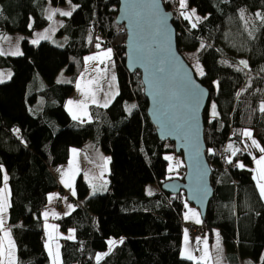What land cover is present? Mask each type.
<instances>
[{"label": "trees", "instance_id": "obj_1", "mask_svg": "<svg viewBox=\"0 0 264 264\" xmlns=\"http://www.w3.org/2000/svg\"><path fill=\"white\" fill-rule=\"evenodd\" d=\"M46 1L70 11L77 6L71 16H63L57 31L65 43L33 44L24 38L21 55H0V71L11 73L0 82V186L4 168L16 264H51L39 209L45 208L50 192H62L53 172L67 162L69 149H82L90 139L108 156L106 188L90 194L82 175L76 176L75 195L69 197L74 209L55 219L61 232L73 231L71 239H59L60 264H202L179 255L188 203L183 192L169 194L160 186L181 179L183 163L175 177L167 176L163 154L174 153L173 146L155 135L139 72L125 69V31L115 21L117 0H0V42L14 33L31 37L46 27ZM172 1L161 0L166 10ZM174 1L178 53L208 91L202 112L205 149L224 146L232 161L228 169L215 168L205 152L213 194L200 221L202 231L216 229L226 264H264V198L247 168L251 157L241 134L250 131L264 148V21L257 17H264V0H186L184 9ZM187 9L197 15L191 13L195 20L181 16ZM105 48L112 50L117 93L107 107L90 108V121L72 120L65 101L83 58ZM195 63L203 75H196ZM62 69L66 83L56 82ZM229 127L233 133L228 137ZM152 184L159 190L148 195L144 188ZM110 238L122 241L97 261Z\"/></svg>", "mask_w": 264, "mask_h": 264}, {"label": "water", "instance_id": "obj_2", "mask_svg": "<svg viewBox=\"0 0 264 264\" xmlns=\"http://www.w3.org/2000/svg\"><path fill=\"white\" fill-rule=\"evenodd\" d=\"M117 2L115 21L125 31V69L140 74L146 115L157 139L172 144L174 153L182 158V178L163 182L160 190L183 192L185 201L198 210L202 220L213 194L202 122L208 91L178 53L172 13L161 0ZM138 55L144 59L138 60ZM192 92L198 95L193 97Z\"/></svg>", "mask_w": 264, "mask_h": 264}, {"label": "rangeland", "instance_id": "obj_3", "mask_svg": "<svg viewBox=\"0 0 264 264\" xmlns=\"http://www.w3.org/2000/svg\"><path fill=\"white\" fill-rule=\"evenodd\" d=\"M53 9H59L61 11H70L69 7L53 6V5L49 4L48 1H46L45 10H44L45 16L48 17L49 13ZM184 13H186V14L192 13L193 14V11L190 10V9H187V10L184 11ZM193 15L197 16L195 14H193ZM62 22H63V16H61L59 14V12H57L54 16H52L51 20L48 19V24L46 25V27L33 31L32 36L30 37L31 38L30 41L36 40L40 34H44L48 38L47 39H41L39 41L46 40V41H49L52 44H55L57 46L63 45L65 43V41H66V38L64 36H62V35L57 34V31L60 28V26L62 25ZM14 41H15L14 38H11V40L8 43L0 45V50H3V52L5 54H7L9 52L16 51L15 50ZM16 48L19 49V45ZM106 49H110V48H105V49H101V50L89 53L85 57L93 56V55L97 54L98 52L106 50ZM19 52H20V49H19ZM11 56H15V55H11ZM85 57L83 58L82 68L79 71L78 75L76 76L73 84L71 85L72 88H73L72 92L66 98V101H65V110L68 113V115L71 117V119L74 120L72 118V114L69 112V106H68V101L69 100L73 101V105L71 106L72 112L75 113L79 117L78 119H75V121H90L91 120L90 108L91 107L101 106V93L100 92L102 90V101H104L105 94L110 89V81H113L112 80V76L113 75L115 76V68H114L112 55H111V59L106 61V65L105 64H99V62L95 61V60L89 61L88 64H87V71L85 70L86 69ZM98 65H99V68L103 70L100 73H98L97 71H94V69H96ZM193 68H194V71H195L197 76L201 75L200 72L202 70H201V68H200L198 63L193 64ZM7 72H9V70H7V69H4V70L0 71V73H3V74L7 73ZM82 73L84 74L83 77L81 76ZM94 77H99L98 87H99L100 91L97 92V101H98V103H92L91 100L89 99L87 101V109H86V115H85L83 113V110L80 109L77 106L78 102L84 100L85 97L81 94V91L77 89L76 85H77V81H80L81 82V86L83 87L84 83L87 80L92 79ZM56 82H59V83H66L67 82V79L65 77L63 69L58 72V74L56 76ZM113 84H114V81H113ZM93 87L95 88V87H97V85H93ZM252 140H254L252 137L248 138V137L244 136V138H243L244 145H245V147H246V149H247V151H248V153H249V155L251 157V166H248L247 168H249V170L252 173V176L254 177L257 174L254 171L257 168L256 160H258L263 155V153L260 151L259 148L255 147V146H252ZM88 142H89V144H92L91 146H93V147L97 146V144H94V140L93 139H90ZM81 153L85 157V159L82 158V157L79 158L80 159L79 161H80L82 167L85 168V167H88V166H93L94 168H98L97 167L98 165L96 166L97 163L93 164L92 162H90L86 158L84 152H80V154ZM101 154L106 157L105 160H104L105 161L104 165L107 167L106 159L108 160V156L105 155L102 152H101ZM165 157H170L171 159H165ZM163 158L166 160V173H167V176L168 177H175L176 174H177V169H178L180 163L182 162L180 156L174 154L173 152H166V153L163 154ZM170 167L172 169L171 171L169 170ZM1 175H2V184L0 186V189H3V188H5V183L7 184V181L4 180V177L7 176L6 175V171L4 170V168H1ZM82 178L87 182V184L89 186V193L90 194L94 193V192H99L102 189L100 187L101 185H99V183H97V181H95V178L91 174H89V173L82 174ZM254 181H255V183L257 185L256 180H254ZM65 191H66V193H64V194H61V192L58 191V190H54V191L50 192L48 194V196H47L46 205H51L52 202L55 199L59 198V197L61 199H63V201L68 202L70 204L71 201L69 199V197H70L69 195H72L73 191L69 190L67 188H65ZM145 192L146 193H150V186H147ZM54 194L57 196V198H55V199H53V195ZM5 195L7 197V202H8V184H7V188L5 189ZM49 197H51V200L49 199ZM186 205H187V207L185 208L184 213L182 215V219H183V223L184 224L189 223V221L192 222L191 220H192V218H194V217H191V214L189 213V216L191 218H189L187 220L185 219V213H187L189 211V209L194 210L196 213L199 214L198 210L195 207H193L192 205H189V204H186ZM51 210H53L52 206H48L47 207V212H50ZM0 215H2L3 219L5 220V223H4V226H3V231H0V237H3V232L4 231H8L9 232V230L6 228V224H7L6 220L7 219H6V217H4V213L0 214ZM199 220H201L200 219V215H199ZM199 224L200 223H196L195 222V225H199ZM44 225L45 226L46 225L55 226L54 229L52 227H49V228L46 229V227L44 226V229H45L44 245L46 243L49 244L52 247L53 252L56 251V245H59V247H60V242H59L60 238H62V237H67L68 238L69 236L73 237V232L71 230H67V232H61L59 227L57 226V224L54 222V220L51 221V223H47V224H44ZM49 234H51L54 237V239L51 240V241L49 240ZM115 240L116 239H114V238L108 239L107 242H106V245H107L106 250L104 252H101V253H98V254L101 255V257L104 254H106L112 247V245L109 244V241H115ZM188 240L190 242V238L189 237H188ZM205 240L207 241V245H205V243H204ZM191 245H193L192 254L194 256L196 254L197 258L201 257V255L203 254V252L205 250V247L207 248V251H208L210 259L207 260V261H204V262H201V261L197 260L198 262H200L202 264H226L225 261H224L225 249H224V246H223V244L221 242V239H220L216 229H211V230L210 229H204L202 231V233L198 237H196L195 243L191 244ZM217 245H218V247H217ZM5 248L7 249V242L6 241H5ZM45 250H46V252L48 254L49 262L51 264H53L52 258L49 256L48 248L45 247ZM58 251H59V249H58ZM59 255H60V251H59ZM97 255L95 256L96 260H97ZM179 255H180L181 258H183L182 257V252ZM59 259H60V256H59ZM5 260L6 261L8 260L7 252L5 254ZM60 262H61V259L59 260V263Z\"/></svg>", "mask_w": 264, "mask_h": 264}, {"label": "snow or ice", "instance_id": "obj_4", "mask_svg": "<svg viewBox=\"0 0 264 264\" xmlns=\"http://www.w3.org/2000/svg\"><path fill=\"white\" fill-rule=\"evenodd\" d=\"M71 2V0H69V3ZM179 5L181 9H184L186 7V0H179ZM77 6L73 5L72 6V10L71 11H61L59 9H53L49 15H48V19L51 20L52 16H54L57 12H59V14L61 16H71L72 12L75 11V8ZM181 16H183L186 20L190 19V17L188 15H186L183 11H181ZM194 14V12H193ZM243 16V13H242ZM257 17L260 18L262 21H264V17H261L259 13H257ZM199 20V18H197ZM163 24V21L161 22ZM196 25L193 24L192 27H195ZM48 37L44 34H40L38 36V38L36 40H33L32 43L33 44H37L39 43V40L41 39H47ZM203 46V45H202ZM96 47L99 49L100 48V44H96ZM0 55H5V53L3 52V50H0ZM7 55H21V53L19 52V49H17L14 52H9L7 53ZM111 55H112V50L111 49H106L103 51L98 52L97 54L93 55V56H88L85 57V65H86V71H87V64L89 61H98L99 64H105L106 65V61L111 59ZM138 60H143L144 57L142 55H138L137 56ZM242 65H244V67H247V62L246 61H241L240 62ZM94 71H97L98 73L102 72L103 70L99 68V65L97 66L96 69H94ZM201 75H203V72H200ZM11 73L8 74V76L10 77ZM4 74L0 73V82H2V78H3ZM81 76L83 77L84 74L82 73ZM112 80H115V76H112ZM99 77H94L92 79L87 80L83 87L81 86V82L77 81V89L81 91V94L85 97L84 100L78 102L77 106L83 110V113L86 115V109H87V101L90 99L92 103H98L97 101V92L100 91L99 87ZM93 85H97V87H93ZM191 95H193V97H196L198 94L195 92H192ZM239 95V93L237 94ZM110 103V100L108 99V94H105V98H104V103H103V107H107L108 104ZM73 105V101L69 100L68 101V106H69V112L72 114V118L78 119L79 117L72 112V108L71 106ZM134 107V105L132 106ZM130 111V109H129ZM260 111L264 112V103H262L260 105ZM213 116L216 115L215 113V105H213ZM243 136L251 138V132L248 130H244L241 133ZM252 146H255L257 148L260 149V151L262 153H264V148H260V146L257 144V142L255 140H252ZM229 148H231V145L229 146ZM227 150V149H226ZM75 151V150H74ZM211 151V150H209ZM236 151H239V149L232 151V155H236ZM165 159H171L170 157H165ZM229 163L231 162V160L228 161ZM256 165L257 168L254 170L257 174L253 177L254 180H256L257 182V188L259 189V193L261 198H264V155H262L258 160H256ZM238 167H243L242 164H238ZM170 171L172 170L171 167L169 169ZM4 180L7 181V176L4 177ZM62 183H65L66 187H71V185L64 181L62 178ZM7 188V184L5 183V188L0 189V214H3L7 211V207L8 202H7V197L5 195V189ZM73 195H75V191H73ZM49 199L51 200V197H49ZM185 207H187V205H185ZM189 213L191 214V217L195 218V222L196 223H200L199 220V214L196 213L194 210L189 209V211L187 213H185V219H189L191 218L189 216ZM45 217L48 216V212H45L43 214ZM5 220L3 219V216L0 215V231H3V226H4ZM46 229L49 227H52L53 229L55 228V226H50V225H46L45 226ZM69 239H71L72 237L69 236ZM54 237L49 234V240H53ZM185 239H187V230H185ZM199 239V238H198ZM5 241L7 242V249L5 248ZM114 242L113 241H109V244L112 245ZM205 245H207V241H204ZM46 248H48L49 250V256L52 258L53 264H59V245H56V251L53 252L52 247L46 243ZM218 247V245H217ZM7 252V257L8 260H5V254ZM13 252H14V244L12 243L11 239H10V232L8 231H4L3 232V237H0V264H14V257H13ZM106 255V254H105ZM182 256H186L187 259L189 260H193V261H207L210 259L207 248L205 247V250L203 252V254L201 255V257L197 258L193 255H191L190 252H182ZM101 255H97V261H99L101 259Z\"/></svg>", "mask_w": 264, "mask_h": 264}, {"label": "crops", "instance_id": "obj_5", "mask_svg": "<svg viewBox=\"0 0 264 264\" xmlns=\"http://www.w3.org/2000/svg\"><path fill=\"white\" fill-rule=\"evenodd\" d=\"M186 14V13H185ZM188 15L190 18H191V21L195 20L196 18L191 14V13H188L186 14ZM11 38H14V44H15V50H17V46L19 45L20 41L22 39H26L29 43H32L31 38L30 37H24L23 35L19 34V33H14L6 38H4L1 42H0V45H3L5 43H8ZM10 39V40H9ZM19 49H20V46H19ZM8 74L9 72L7 73H4V76L2 78V82L7 80L8 79ZM101 106L103 105V102L102 101V90H101ZM117 93V83H116V78L114 80V84H113V81H110V89L107 91L106 94H108V99L111 100L115 94ZM71 118V117H70ZM243 138L244 136L242 135V145L244 146V148L246 149L245 145H244V142H243ZM92 144H89V142L85 143L83 146H82V149H77V148H70L69 149V152H68V159H67V162L65 164H62L60 166H58V168L53 172V175L56 179V182L57 184L60 186V188L62 189V192L61 194H64L66 193L65 191V188L69 189V190H72L74 191V180L76 178V176L78 174H86V173H89L91 174L94 178H95V181H97V183H99V185H101L100 187L102 188L99 192L101 191H104L105 188H106V180H102L99 178L97 172H96V169L97 171L99 170L100 172H102V175L106 176V170H107V167L104 165V160H105V156H103L99 150V148L97 146H91ZM75 150V151H74ZM247 151V149H246ZM80 152H84L86 158L92 162L93 164L94 163H97L96 166L98 168H94L93 166H88V167H82L81 163H80ZM248 152V151H247ZM107 163H108V160L106 159ZM106 167V168H105ZM62 178L64 181L68 182L71 187H66L65 186V183H62ZM147 186H150V193H146L148 195L150 194H153V193H156L158 192V187L157 185L155 184H152V185H147ZM147 186L144 188V191L146 190ZM70 197H74V195H69ZM8 197H9V192H8ZM57 198V196L54 194L53 195V199ZM48 206H52V209L50 212H48V216L45 217L43 214L45 212H47V207ZM8 208V207H7ZM186 208V207H185ZM74 209V204L73 202L71 201L70 204L68 202H65L63 201V199H61L60 197L55 199L51 205H45V208L43 211H41V216H42V231H43V236H44V240H45V229H44V224H47V223H51V221L54 220L55 222V219L60 217V216H64V215H67L69 214L72 210ZM184 213V212H183ZM183 215V214H182ZM4 217H6L7 219V211L4 213ZM182 222H183V219L181 218ZM192 222L189 221V223H192V224H195V218H192L191 220ZM6 223H7V220H6ZM6 228L8 229V225L6 224ZM70 230V229H69ZM185 228L183 227L182 228V242H181V245H180V254L181 252H190L191 255L192 254V247L193 245L190 244L189 240H188V232H187V239H185ZM72 231V230H71ZM67 232V231H66ZM73 232V231H72ZM10 239L12 241V243L14 244L11 236H10ZM122 241L121 238H118L116 239L115 241H113L114 243L112 244V247L114 245H117L119 244L120 242ZM46 245V244H45ZM44 245V249H45V246ZM46 251V250H45ZM47 253V252H46ZM48 255V254H47ZM60 256V255H59ZM194 256V255H193ZM13 257H14V264H16V251H15V245H14V252H13ZM183 258L187 259L186 256H182ZM195 257H196V254H195ZM60 260V259H59ZM60 264V263H59Z\"/></svg>", "mask_w": 264, "mask_h": 264}, {"label": "built area", "instance_id": "obj_6", "mask_svg": "<svg viewBox=\"0 0 264 264\" xmlns=\"http://www.w3.org/2000/svg\"><path fill=\"white\" fill-rule=\"evenodd\" d=\"M168 10L172 13L175 19L178 18V8L176 7L174 0L172 1V3H170ZM96 35H99V32H96ZM232 133H233V129L232 127H229L227 136L228 137L231 136ZM205 152L213 157L215 168L228 169L229 167H232V161L230 163L228 162L230 158L228 156V153L225 152L224 146L221 147L210 146L206 149ZM80 157L85 159L82 153L80 154ZM97 173L100 178L106 180V177L102 175V172L98 170ZM233 183L235 184V181H233ZM39 210L42 211L44 210V208H40ZM182 225L186 228L187 232L189 233L190 243L194 244L196 237L201 233V226L191 223H187V224L182 223Z\"/></svg>", "mask_w": 264, "mask_h": 264}]
</instances>
